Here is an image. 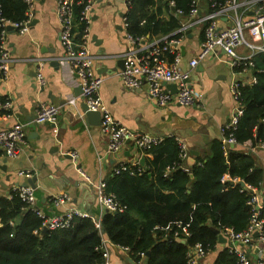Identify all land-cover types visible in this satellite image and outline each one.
Here are the masks:
<instances>
[{"label":"crops","instance_id":"1","mask_svg":"<svg viewBox=\"0 0 264 264\" xmlns=\"http://www.w3.org/2000/svg\"><path fill=\"white\" fill-rule=\"evenodd\" d=\"M199 8L194 19L211 13L206 12L207 7L203 3ZM127 11L125 0H98L92 8L88 48L96 56V74L103 77L100 86L103 101L120 124L134 131L179 137L188 143L191 155L192 150H196L198 155L205 157L211 141L225 136L226 124L236 106L232 83L234 80L244 85L256 83L254 69L240 71L232 68L221 47L192 66L191 60L198 55L204 34L202 24L195 20L180 45V67L190 72V84L201 92L202 98L192 106L176 102L159 106L149 92L147 82L138 89H130L121 78L123 56L130 46L124 23ZM33 14L28 32L19 33L13 29L6 34L13 60L8 78L0 81V92L12 105L4 111L0 128L18 122L28 124L27 143L20 152L15 156L0 155V197L8 196L13 186L30 185L36 198L35 206L46 214L64 213L75 208L99 218L103 210L96 185L100 181L106 182L120 163L140 161L146 168V164L141 163V157L145 156L149 161L154 154L140 150L130 140L120 152H108V136L101 131V119L98 115L89 117L83 111L85 100L82 92H78L79 78L71 64L61 60L63 47L57 0H34ZM166 16L163 14L162 17ZM216 21L220 28L234 23L227 14L218 15ZM145 38L158 37L147 35ZM248 39L255 40L250 36ZM240 53L248 54L249 49L241 47ZM39 59L43 61V85L37 78ZM57 59L61 63L57 64ZM167 84L164 85L169 88ZM72 98L76 99L75 103H71ZM42 102L59 106L56 132L51 123L32 122ZM239 147L253 152L258 165L264 168V149L258 143L253 144L250 140ZM70 151H77L78 157L74 159ZM78 166L90 180L78 171ZM21 171H30L32 176L20 175ZM29 181H33L34 186ZM261 185V201L264 204V181ZM63 193H67L70 200L57 204L55 198ZM228 245H231L229 239L226 243L218 242L215 248L199 259V264H215L220 252ZM244 248L253 264L264 252V245L259 242ZM111 262L138 264L116 247L111 248Z\"/></svg>","mask_w":264,"mask_h":264},{"label":"trees","instance_id":"2","mask_svg":"<svg viewBox=\"0 0 264 264\" xmlns=\"http://www.w3.org/2000/svg\"><path fill=\"white\" fill-rule=\"evenodd\" d=\"M170 1L175 5H170ZM227 1L197 0V4L200 7L203 3L206 12H212ZM0 3L2 17L11 21L26 17L25 0H0ZM192 5L193 0H131L126 30L135 36L178 35L175 32L181 20L189 17ZM83 7L84 3L75 6V30L79 32L85 28V23L79 20ZM176 9L184 13L177 16ZM163 14L167 16L163 18ZM253 61L257 81L241 87L245 107L233 130L234 146L228 144L225 150L222 137L212 140L208 154L196 156V162L186 171L175 136H166L160 144L145 150L152 152L154 158L146 159L147 167L141 165V172H113L106 179L107 191L114 193L126 208L106 211L101 217V231L111 242L130 247V257L135 262L144 252L145 264H187L188 251L196 243L206 249L216 247V228L243 231L250 224L251 195L241 191L240 181L231 178L258 188L264 181V168L258 165L255 154L239 147L250 140L256 144L258 139H264V52L256 54ZM256 124L259 129L254 135ZM229 132L225 129V136ZM226 174L231 178L224 179ZM259 219L263 220L264 232V207ZM41 223L38 214L18 194L11 192L0 197V264L103 262L101 232L92 216H75L68 227L45 233ZM177 223L187 228L188 236ZM215 264L239 263L237 255L226 247Z\"/></svg>","mask_w":264,"mask_h":264},{"label":"built area","instance_id":"3","mask_svg":"<svg viewBox=\"0 0 264 264\" xmlns=\"http://www.w3.org/2000/svg\"><path fill=\"white\" fill-rule=\"evenodd\" d=\"M28 4L26 17L20 21H11L1 16L2 6L0 3V81L7 79L10 71V62L12 55L6 43V34L9 27L17 30L19 33L28 32L31 21L34 16V0H25ZM98 0H57V16L60 21V40L63 47L62 61L71 64L76 72L79 83L82 86V95L89 108L101 113V131L108 136V152L118 153L122 150L127 141H133L135 146L145 151L154 145L160 144L166 135H154L147 132H139L120 124L100 94V86L103 81L101 75L96 74L94 64L96 56L88 48L90 36V22L92 21V8ZM84 3V7L80 11L81 22L85 23L83 32L75 30V6ZM127 8L131 0H125ZM170 5H175L174 1H170ZM214 6V4H213ZM199 6L197 0H193V5L186 20L181 21L180 27L176 30L178 35H165L162 37L147 39L145 36L133 35L126 30V37L130 46L124 54V68L120 72L124 85L130 89H138L144 82L149 84V92L156 100L159 106H166L171 102H176L183 106H192L199 103L202 98L200 91L196 90L190 84V72L180 67L181 61V42L187 35L189 29L196 22L204 23V39L201 48L196 57L191 60V65L196 66L208 54L215 52V49L221 47L225 50L227 61L230 66L236 70H246L254 68L253 57L264 52V0H228L217 10L210 14L194 19L198 16ZM175 15L180 16L184 13L182 9H176ZM220 14H227L233 19L231 26L220 28L216 17ZM244 15V17H243ZM124 23L127 27V18L124 17ZM250 36L251 41L248 39ZM249 49L248 54L240 53L241 47ZM39 70L37 78L41 85L44 84L45 78L41 71L42 60L39 59ZM165 83H176L177 91L173 92L167 88ZM242 82L234 80L232 83V92L236 101V106L226 124L225 129H229V135L224 136V146L235 144L236 139L233 130L237 128L239 120L244 113V101L241 96ZM76 99L72 98L71 103H75ZM12 105L11 101L1 96L0 92V120L4 116V111ZM59 106L42 102L36 109V116L32 122L35 123H51L54 125V131H57L56 125L59 117ZM264 122V118L262 119ZM28 123L18 122L11 126L0 128V155L15 156L27 143L26 125ZM259 126L254 127V135H257ZM171 136V135H169ZM179 149L180 157L183 161V167L189 171L188 158L191 155L188 143L179 137H175ZM258 145L264 149V139H258ZM70 155L74 159L78 157L77 151H70ZM78 171L87 179L90 177L78 166ZM129 171L130 173L141 172L140 161L134 163H120L113 172ZM20 175L32 176L30 171L19 172ZM231 178L228 174L224 179ZM234 182H241V191H247L251 197L248 203L252 206L253 216L248 227L243 231H235L231 227L221 230L226 239H229L231 245H228L229 251L235 253L239 264H253L248 256L245 245L252 246L253 243L259 242L264 245L263 220L259 219L260 210L264 207L261 201L260 188L246 183L238 178H231ZM106 182L100 181L96 185V193L98 201L103 210L106 211H123L126 206L123 205L114 193H109L106 189ZM11 192L18 194L26 203V205L34 210L41 218V228L47 227L48 230L68 227L75 216H88L75 208H70L64 213L46 214L35 206L36 198L33 187L30 185L13 186ZM70 197L67 193L58 195L55 198L57 204H64ZM102 217V215H101ZM101 217H92L96 227L100 230L101 244L100 250L103 253L104 260L100 264H112L111 248L116 247L119 251L126 252L130 255V247L119 245L111 242L101 231ZM177 226L183 229V233L188 236L189 231L181 223ZM258 232L255 236L254 233ZM178 235V232L175 233ZM186 241L185 238H182ZM201 243H196L188 251L187 264H199V259L203 257L207 251ZM140 259L136 262L141 264L145 260L146 254L140 253ZM256 264H264V252L257 260Z\"/></svg>","mask_w":264,"mask_h":264},{"label":"water","instance_id":"4","mask_svg":"<svg viewBox=\"0 0 264 264\" xmlns=\"http://www.w3.org/2000/svg\"><path fill=\"white\" fill-rule=\"evenodd\" d=\"M9 30H13L12 27H9ZM55 62H57V64L61 63V60L57 59ZM123 62H124V59H123ZM167 84V83H166ZM167 86L173 91V92H176L178 89H177V84L176 83H168ZM78 92H82V86L79 85L78 87ZM77 91V90H76ZM83 111L89 116V117H96L98 115L99 119H101V113L99 111H94V110H91L88 106V104L85 102L84 105H83ZM101 122V120H99ZM235 144H231V146H234ZM198 155V151L196 150H192V155H190V157L188 158V163L189 164H194L196 162V156ZM145 156H142L141 157V163L144 165L145 163ZM30 184H32L34 186V183L33 181H29ZM48 231V228L45 226L43 227L42 229V233H45ZM215 232L217 233L218 235V242L220 243H226L227 239L226 237H224V235L222 234L221 230L216 228L215 229ZM255 236L258 235V232H255L254 233ZM185 242V241H184ZM147 254L149 255V252H147Z\"/></svg>","mask_w":264,"mask_h":264},{"label":"rangeland","instance_id":"5","mask_svg":"<svg viewBox=\"0 0 264 264\" xmlns=\"http://www.w3.org/2000/svg\"><path fill=\"white\" fill-rule=\"evenodd\" d=\"M223 139V138H222ZM223 144H224V141H223ZM231 145V144H230ZM224 149L227 150V147L225 148V146L223 145ZM141 264H144V263H141Z\"/></svg>","mask_w":264,"mask_h":264}]
</instances>
